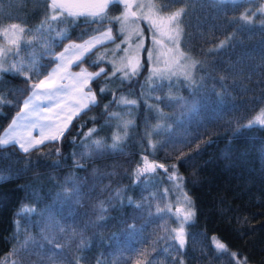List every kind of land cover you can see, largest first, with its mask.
<instances>
[{
    "label": "trees",
    "instance_id": "16d2710c",
    "mask_svg": "<svg viewBox=\"0 0 264 264\" xmlns=\"http://www.w3.org/2000/svg\"><path fill=\"white\" fill-rule=\"evenodd\" d=\"M140 1L87 25L48 0H0V33L24 29L0 71V131L65 42L105 28L113 37L71 65L104 71L88 82L96 103L63 137L27 153L0 145V174L11 176L0 183V264H264L262 1L149 0L180 14L187 74L152 68ZM73 184L79 195H64ZM181 194L191 218L179 226Z\"/></svg>",
    "mask_w": 264,
    "mask_h": 264
},
{
    "label": "rangeland",
    "instance_id": "374dc122",
    "mask_svg": "<svg viewBox=\"0 0 264 264\" xmlns=\"http://www.w3.org/2000/svg\"><path fill=\"white\" fill-rule=\"evenodd\" d=\"M132 3L131 0L130 5ZM137 9L138 13L136 14L138 18L149 29L148 37L149 49L152 50V68L155 71H163L164 73H174L177 71L187 74L190 71L191 61L182 54L178 46L179 36L177 37V28L180 33L179 23L171 22V18L175 14H178V11L160 12L149 0H141L137 5ZM12 25L14 24L12 23L3 28L0 33V68L4 67V57L8 53L11 45L20 38V27L18 26L13 29ZM109 30L110 28H105L84 40L67 41L61 46L54 54V64L48 68L46 74L40 79H45L50 73H54L51 79H54L57 84L67 85V94L65 95L62 90L59 95H54L52 100H46L44 99L43 92L37 90L34 93L32 90V85L38 83L40 79L34 82L31 85L29 93L23 98L19 109L10 117L7 124L0 131V145H3V141L5 140L8 143H14L21 150H23L20 147L21 144L28 148L37 145L43 136L58 134V128L63 127L67 115L76 111V108L73 107L76 101H80L81 104L91 103V97H95V93L93 90L88 89V82L90 80L88 77H93L101 68L91 71L83 66L72 69L71 65L77 62V57L81 56V53L84 55L94 46L107 41L108 39H106L105 34L109 33ZM86 41L90 43L86 44ZM73 44L82 45L83 47L80 50L69 48ZM66 48H69V51L65 52ZM61 53H64L63 58H58ZM130 61L134 62V58H130ZM58 65L59 68L57 67ZM80 89H83V91L81 92ZM37 96L40 98L37 99ZM29 97H31V105H39V109L33 111L32 106H30L20 116H17V113L20 112V109L24 105V100ZM54 101L60 102L59 108L53 110L54 112H58L59 116H54L52 120H44V116H53V114L42 110L49 107ZM14 120L15 123H13ZM260 120H263L261 113L255 117V121L259 122ZM52 123H55L56 127H44L43 133L41 132V125ZM32 124H35L36 127H31ZM184 198L183 194L179 195L175 203L176 210L174 212L178 218L179 226L189 216V210L183 203ZM177 209H180V211L177 212Z\"/></svg>",
    "mask_w": 264,
    "mask_h": 264
},
{
    "label": "snow or ice",
    "instance_id": "6c2138e0",
    "mask_svg": "<svg viewBox=\"0 0 264 264\" xmlns=\"http://www.w3.org/2000/svg\"><path fill=\"white\" fill-rule=\"evenodd\" d=\"M117 0H99V3H95V0H52L51 4L49 5V7H51L53 10L56 9H60L61 10V14L62 13H66L68 17L73 18L74 20H78L79 18L83 17L84 18V23L87 25H91L92 23H96L97 20L100 17H106V9L109 8L110 4L116 3ZM211 2L213 3H224L225 0H211ZM127 7V5H125ZM93 7L96 8V10H91ZM74 8H80L83 9L81 11H74ZM179 15L180 14H175L172 18H171V22L174 23H179ZM53 19H56V17L54 16ZM117 20H119V17H116ZM18 25H12V28L15 29L17 28ZM21 32L24 31L23 28L20 29ZM106 39L108 40H112L113 37L111 35V30H109V33L105 34ZM179 36V29L177 28V37ZM99 42V41H98ZM86 44L90 43L89 41L85 42ZM83 46L82 45H70L69 48H75L77 50H80ZM119 47V45H118ZM139 47L141 49H144V45L140 44ZM69 48L65 49V52L69 51ZM148 51V57L149 59H151L152 57V50L151 49H146ZM83 53H81V56L77 57V61H79L82 57ZM64 53H61L59 55L58 58H63ZM59 68V65L57 66ZM141 67V64L139 61H137L135 67H133L131 69L132 73L135 74L136 71ZM0 71L2 72H9L11 71V69L9 68H0ZM55 71V70H54ZM101 71H104L103 69H101ZM54 73H50L48 77H46L45 79H40L38 83L32 85V90L35 93L37 90L43 92V96L44 99L46 100H52L54 95H59L61 93V91H64V94H67V85H63V84H57L56 81L54 79H51V76ZM99 75V74H97ZM92 77L89 76L88 79H91ZM61 79H63V77H61ZM80 91L82 92L83 89H80ZM104 90L101 89V92H103ZM40 97L37 96V99H39ZM92 104L96 103V98L93 96L91 97V101ZM122 103H127V101H121ZM179 102V101H178ZM112 103V102H110ZM134 103V102H132ZM183 104L186 105V111L192 114H195L197 112V102H193L191 104H188L187 101H183ZM30 106H32L33 111H36L37 109H39V105H31V97H29L28 99L24 100V105L23 107L20 109V112L17 113V116H20L25 109L29 108ZM60 106V102L59 101H54L49 107L44 108L42 111L47 112V113H52L53 116H44L43 119L44 120H52L54 116H59L58 112H54L53 110L56 108H59ZM73 107L76 108L75 112H72L71 114L67 115L66 117V122H64L63 127L62 128H58V134H53L50 136H43L38 143L43 144L45 142V140H52L55 141L61 137L64 136L65 132L69 130V126L71 124L72 119L74 118V116L79 115V113L83 110V109H87L89 107L88 103H83L81 104L80 101H76V103L73 105ZM105 107L107 108L108 105H105ZM261 124H264V120H260L259 121ZM13 123H15V120L13 121ZM251 123L249 125H245L243 127H251ZM31 127H36L35 124H32ZM44 127H56L55 123L52 124H48V125H41V132L43 133V129ZM242 129L238 128L237 131H241ZM91 131H96L95 129H92ZM121 138L120 137H114V141L113 144L111 145L112 149H116L118 147V142ZM4 144H7L8 141L5 140L3 141ZM20 147L23 149V151L25 153H27L29 151L28 147H25L23 144L20 145ZM105 145L103 143V141L97 140L95 141V149L97 151H103L105 149ZM3 170H0V172H2ZM141 170H138V179H139V172ZM143 171H153V169L151 168H146ZM173 177H170V179H172ZM11 179V176H4L2 174H0V183L5 182L6 180ZM64 195H72V196H78L79 195V187L76 186L75 184H73L71 186V192L69 193L68 189H65V193ZM61 198V194L58 193V199ZM128 203L131 205L133 203L132 199L129 198L128 199ZM137 207H139V205H137ZM180 209H177V212H179ZM103 218V216H101V219ZM191 216H187L186 219H190ZM129 231H135V226L132 225L129 227ZM179 241H180V245L181 247H183L184 241L182 238L178 237ZM219 247L223 248L224 245H219Z\"/></svg>",
    "mask_w": 264,
    "mask_h": 264
},
{
    "label": "water",
    "instance_id": "95a60500",
    "mask_svg": "<svg viewBox=\"0 0 264 264\" xmlns=\"http://www.w3.org/2000/svg\"><path fill=\"white\" fill-rule=\"evenodd\" d=\"M49 1V3L51 4V2H52V0H48ZM225 1H230V2H235V1H239V0H225ZM262 1V4H263V6H264V0H261ZM95 3H99V0H95ZM116 3H119V4H121V5H127V7H129L130 6V3H131V0H117V2ZM60 10V9H59ZM74 11H81V10H83V9H80V8H74L73 9ZM91 10H96V8L95 7H93ZM178 233H180V230L178 231ZM180 237V236H179Z\"/></svg>",
    "mask_w": 264,
    "mask_h": 264
}]
</instances>
